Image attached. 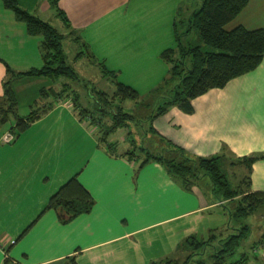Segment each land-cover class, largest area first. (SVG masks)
Masks as SVG:
<instances>
[{"label":"crops","instance_id":"0c3cea01","mask_svg":"<svg viewBox=\"0 0 264 264\" xmlns=\"http://www.w3.org/2000/svg\"><path fill=\"white\" fill-rule=\"evenodd\" d=\"M182 1L58 4L66 13L65 24L82 34L99 62L119 80L143 89L169 75L161 53L176 46L174 23ZM254 6L248 0L226 27H264V22L251 20L248 12ZM40 38L29 34L25 23L0 0V106L5 82L10 81L21 116L38 103L36 95L27 102L22 99L20 84L44 77L22 74L42 66ZM42 100L39 109L49 102ZM21 104L27 110L21 112ZM191 104V111L173 104L152 117V131L188 155L225 152L245 167L246 174L240 159L256 156L248 189L264 192V57L255 69L208 89ZM14 124V117L0 124V264H151L179 256L189 236L206 241L225 228L235 229L224 227L235 199L221 200L203 177L185 188L156 159L140 165L144 153L131 157L130 145L112 150L68 103L52 104L11 141H4L2 135ZM73 177L93 203L88 211L69 217L49 201ZM263 220L251 226V248L241 252L240 264H264V246H253L264 235ZM214 238L215 242L218 237Z\"/></svg>","mask_w":264,"mask_h":264},{"label":"trees","instance_id":"16d2710c","mask_svg":"<svg viewBox=\"0 0 264 264\" xmlns=\"http://www.w3.org/2000/svg\"><path fill=\"white\" fill-rule=\"evenodd\" d=\"M3 2L6 7L12 9L16 20L25 23L29 34L41 37L39 50L43 59L42 66L30 68L22 74L44 76L51 79H55L57 76H76L74 69L66 62L63 33L49 22L19 6L17 0H3ZM247 2L248 0H201V4L191 11L187 19L188 26L184 32L179 30L177 20L175 21L176 46L164 49L161 56L169 64V75L166 77L177 74L179 78L167 95V100L159 106L151 118L162 114L168 106L173 104L180 106L185 111H191V100L194 97L203 94L210 88L223 87L230 79L247 73L259 65L264 57V27L253 29L243 25H236L232 28L226 27V24L243 9ZM58 12L62 14L61 11ZM64 18L66 20V17ZM193 28L198 30L205 44L217 48L218 51H203L199 45H184L181 36L189 33ZM176 53L180 55L179 58L174 57ZM185 58L189 59V63ZM9 72L15 74L13 70H9ZM112 74L114 75V72ZM116 84V94L137 97L138 93L131 86L121 81ZM47 90L46 87L40 90V95L43 98H46L45 95L49 92ZM50 91L54 93L53 89ZM45 103L41 109L32 110L23 116L19 115L16 111L14 91L10 86V81H7L0 106V124L9 122V114L12 113L15 124L10 129L15 135H18L30 122L39 118L53 104L51 101ZM117 112L121 113L122 119L112 115L113 124L107 127V131L125 124L126 120L132 118L120 107ZM99 140L106 141L105 137ZM173 150L181 154V159L173 157L169 159L163 154H153L156 155L153 158L162 162L168 172L180 180L185 188H190L198 179L208 176L213 185L212 193L219 195L221 200L236 199L239 198L237 196L242 195L243 206H239L236 212L233 211L235 216L244 215L247 211L253 212L264 205V192H251L248 189L251 163L257 159L256 156H244L240 159L247 167L246 189L244 190V188L231 187L228 178L219 168L218 155L194 156L188 155L178 147L173 148ZM128 153L135 156L132 151ZM146 153L148 154L140 160V165L151 158L152 153ZM92 203L91 195L73 177L50 197L49 206L62 208L67 216L71 217L80 212L88 211ZM243 229L246 230V227H237V232H230L225 236L222 232L219 235L213 234L210 236L211 239L206 241H198L193 236H189L181 243L183 250L189 249V254L183 262L179 263L176 258L169 257L154 261L151 264H188V258L196 254H203L207 245L211 246V249L213 248L210 253L212 256L211 264H232L228 257L234 254L239 247L241 238L246 233ZM214 237L217 239L215 242L212 241ZM243 261L244 257L241 259V262Z\"/></svg>","mask_w":264,"mask_h":264},{"label":"rangeland","instance_id":"374dc122","mask_svg":"<svg viewBox=\"0 0 264 264\" xmlns=\"http://www.w3.org/2000/svg\"><path fill=\"white\" fill-rule=\"evenodd\" d=\"M19 1H21V3L18 4L19 6L25 4L29 12L49 22L52 26L58 29V31L63 33V48L66 62L71 65L76 72V76L74 77L57 76L55 79L41 77L39 79L40 81H36L34 78H29L30 80L28 82L27 80H25L26 82H21L22 99L25 102L36 95L34 99H36L38 103L33 104L31 110H36L40 107L42 105L40 104L42 99L49 100V102L51 101L53 104L56 102H65L75 109V112L83 121H87L88 125L99 139L105 137L106 141H104V143L116 152L122 150L127 145H130L131 151L135 153V156L127 153L131 157L134 156L140 158L144 153L141 158L143 159L146 157V154H148L146 152H150L152 153L150 160H155L153 157L156 155L153 154H163L169 159L172 157L175 159H181V154L178 151L173 150L175 147L174 144H171L161 136H157L152 131L151 123V116L158 110L159 106L164 104L167 100L166 97L174 83L178 80L179 75L175 74L170 77L168 76V78L165 77L143 89L138 87L133 81H121L115 72L114 75L112 74L113 71L109 70L106 64L99 62L97 56L93 54L90 46L84 41L82 34L78 31H73L72 27L68 28V24H65L67 16L59 7V0H50L51 2L49 0ZM48 1L50 2L49 4ZM200 4L201 0H183L181 2L178 9L179 13L176 16L180 31L184 32L187 29V19L190 16L191 11L194 7L199 6ZM251 5H255L248 12L251 15V20L254 19L255 21L264 22V0H251ZM125 7L127 8V5H125ZM58 11H62V14ZM64 17H66V20ZM181 39L186 46L188 44L199 45L203 51H218L217 48L205 44L201 39L198 30L195 28L189 33L183 34ZM179 56L180 55L176 53L174 57L179 58ZM176 60L178 61V59ZM185 60L189 63L188 58H185ZM119 81L128 84L136 90L138 93L137 97L120 96L116 94V83ZM43 86H46V89H48L47 91H49L45 95L46 98H43L39 93L40 88H43ZM50 89H53L54 93H51ZM44 104L46 103L44 102L43 105ZM20 106L22 110L21 112H23L26 107H23V104ZM119 107L123 111L129 113L132 118L126 120L125 124L107 131V127H110L113 124V118H111L112 115H115L118 119H122L121 113L119 114L117 112ZM9 115L10 119L11 117H14L12 116V113ZM10 131L12 130L10 129ZM233 158V156L231 157L225 152L219 153V168L228 178L231 187H236L237 189L244 188L245 190L246 169ZM204 179L205 183H208L211 187L212 182L209 180V177H203V183ZM237 197L239 198H236L230 204V211H232V214L230 217H227L230 224L226 223V225H224V227L230 225L231 228L235 226V229L232 228L231 231H229L228 228L227 231L225 228L222 230L225 236L230 232H237V227H246V230L243 229L246 233L242 236L239 247L234 254L228 257V260L231 261L232 264L234 262L240 264L239 262L242 257L239 258V256L241 252H247L251 248L248 244L250 238L248 233L250 232L253 223H258L264 219L259 213L263 212L264 215V205L253 212L247 211L244 215L232 217L234 213L233 211L236 212L238 207L242 205V195ZM229 201L230 200L227 202ZM226 213L229 214L228 210H226ZM262 236L264 237V235ZM262 236L254 241V247H261V245L264 246ZM212 249L211 246H207L203 254L190 256L188 258V264H211L212 256L210 253L212 252ZM188 254L189 251H183V253L176 257L177 261H179V263L183 262Z\"/></svg>","mask_w":264,"mask_h":264},{"label":"built area","instance_id":"2783aa9c","mask_svg":"<svg viewBox=\"0 0 264 264\" xmlns=\"http://www.w3.org/2000/svg\"><path fill=\"white\" fill-rule=\"evenodd\" d=\"M15 134L12 131H8L2 135L4 141H11L14 138Z\"/></svg>","mask_w":264,"mask_h":264}]
</instances>
